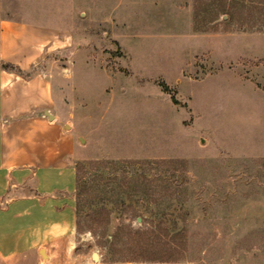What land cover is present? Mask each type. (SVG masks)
<instances>
[{
	"label": "rangeland",
	"instance_id": "rangeland-1",
	"mask_svg": "<svg viewBox=\"0 0 264 264\" xmlns=\"http://www.w3.org/2000/svg\"><path fill=\"white\" fill-rule=\"evenodd\" d=\"M13 19L73 33L21 74L77 138L79 264H264V0H0Z\"/></svg>",
	"mask_w": 264,
	"mask_h": 264
},
{
	"label": "crops",
	"instance_id": "crops-1",
	"mask_svg": "<svg viewBox=\"0 0 264 264\" xmlns=\"http://www.w3.org/2000/svg\"><path fill=\"white\" fill-rule=\"evenodd\" d=\"M72 41L66 27L4 20L0 63L24 73ZM21 73L0 66V260L79 264L85 257L75 253L77 138L54 111L46 75Z\"/></svg>",
	"mask_w": 264,
	"mask_h": 264
},
{
	"label": "trees",
	"instance_id": "trees-1",
	"mask_svg": "<svg viewBox=\"0 0 264 264\" xmlns=\"http://www.w3.org/2000/svg\"><path fill=\"white\" fill-rule=\"evenodd\" d=\"M2 67L4 69L14 70V71H17V72L21 73V71L18 68L14 67L13 65L8 64V63L3 64Z\"/></svg>",
	"mask_w": 264,
	"mask_h": 264
}]
</instances>
